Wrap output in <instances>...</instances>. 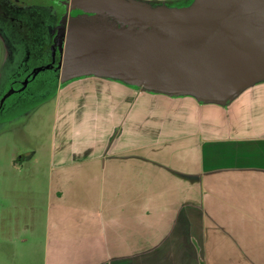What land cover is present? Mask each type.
I'll return each instance as SVG.
<instances>
[{"label": "crops", "instance_id": "crops-1", "mask_svg": "<svg viewBox=\"0 0 264 264\" xmlns=\"http://www.w3.org/2000/svg\"><path fill=\"white\" fill-rule=\"evenodd\" d=\"M54 104L45 264H213L253 249L209 202L264 227V81L217 105L85 76Z\"/></svg>", "mask_w": 264, "mask_h": 264}, {"label": "water", "instance_id": "water-1", "mask_svg": "<svg viewBox=\"0 0 264 264\" xmlns=\"http://www.w3.org/2000/svg\"><path fill=\"white\" fill-rule=\"evenodd\" d=\"M60 82L95 76L226 105L264 81V0H68Z\"/></svg>", "mask_w": 264, "mask_h": 264}, {"label": "rangeland", "instance_id": "rangeland-1", "mask_svg": "<svg viewBox=\"0 0 264 264\" xmlns=\"http://www.w3.org/2000/svg\"><path fill=\"white\" fill-rule=\"evenodd\" d=\"M26 1L31 5L53 4V0ZM145 1L167 6H178L182 2ZM3 42L0 37V96L2 89L8 88V84L3 88L2 82L5 83L6 76L13 71V66L9 64L12 59H8ZM45 89L20 107L16 108V105L13 110L0 114V247L8 243L12 249V252L9 251L11 258L7 256L11 259L7 264H45L44 210L49 197L46 188L47 163L52 136L59 125V121L56 124L54 101L60 86L54 84ZM69 131H72L71 127ZM23 156L24 160L20 162ZM234 204L230 201H210L214 214L212 218L217 220L218 225L226 224V233L237 238L245 247L255 243L254 247L239 248V254L226 249L230 254L226 260L218 256L215 258V253L213 264H264V227L259 229L260 222L255 220L253 223L256 225H249L247 217L237 207L234 208ZM234 247L230 248L235 250ZM2 259L4 254L0 248V264H4Z\"/></svg>", "mask_w": 264, "mask_h": 264}, {"label": "flooded vegetation", "instance_id": "flooded-vegetation-1", "mask_svg": "<svg viewBox=\"0 0 264 264\" xmlns=\"http://www.w3.org/2000/svg\"><path fill=\"white\" fill-rule=\"evenodd\" d=\"M66 1L31 5L26 0H0V37L13 66L2 82L3 88L7 84L8 88L1 92L0 114L32 100L47 86L63 85L60 60L64 25L69 17L82 13L78 9L67 11Z\"/></svg>", "mask_w": 264, "mask_h": 264}, {"label": "trees", "instance_id": "trees-1", "mask_svg": "<svg viewBox=\"0 0 264 264\" xmlns=\"http://www.w3.org/2000/svg\"><path fill=\"white\" fill-rule=\"evenodd\" d=\"M158 2H160V0H157ZM174 2H180L182 1L181 3L178 4V6H182V5H187L191 2V0H173ZM162 2V1H161ZM136 88H139L137 86H134Z\"/></svg>", "mask_w": 264, "mask_h": 264}]
</instances>
